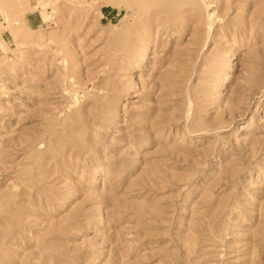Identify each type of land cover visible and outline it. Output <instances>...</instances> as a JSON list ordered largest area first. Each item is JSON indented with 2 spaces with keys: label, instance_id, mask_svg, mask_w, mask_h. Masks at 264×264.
<instances>
[{
  "label": "rangeland",
  "instance_id": "374dc122",
  "mask_svg": "<svg viewBox=\"0 0 264 264\" xmlns=\"http://www.w3.org/2000/svg\"><path fill=\"white\" fill-rule=\"evenodd\" d=\"M0 264H264V0H0Z\"/></svg>",
  "mask_w": 264,
  "mask_h": 264
}]
</instances>
